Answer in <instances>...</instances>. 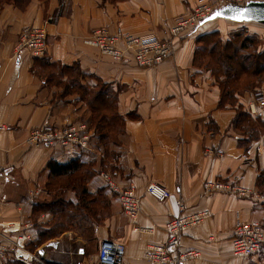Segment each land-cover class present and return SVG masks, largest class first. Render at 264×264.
<instances>
[{
    "label": "crops",
    "instance_id": "crops-1",
    "mask_svg": "<svg viewBox=\"0 0 264 264\" xmlns=\"http://www.w3.org/2000/svg\"><path fill=\"white\" fill-rule=\"evenodd\" d=\"M197 1L0 0V230L1 225L19 228L0 237L5 248L0 264H23L12 255L10 237L23 232L30 235L25 252L35 256L31 264H85L84 257L75 259L72 252L73 242L85 240L72 231L39 240V232L48 230L53 217L48 211H34L35 207L51 200L48 189H53L55 178H62L51 174L48 164L76 158L88 162L87 155L98 148L90 131V153L89 149L65 150L26 142L29 130L44 123L85 122L75 118L78 109L72 104L79 101L77 93L57 96L59 88L46 83L39 60L68 70L73 66L79 85L102 84L112 95L113 112L122 120L121 133L111 143H119L121 151L108 172L119 186L133 187L140 211L136 218H128L116 195L105 191L109 213L93 231L96 252L101 240H118L125 246L123 264H150L143 257L145 249L150 243L165 242V225L178 215L175 201L181 200L186 213H209L202 224L183 232L180 249L201 253L183 264H264V243L248 258L231 254L237 219L264 225V197L256 187L264 170V101L255 104L256 113L250 115L247 109L253 93L223 99L210 71L193 62L199 37L211 32L226 37L237 28L233 23L241 22L215 18L179 33L173 38L171 55L150 68L136 65L128 56L112 60L83 44L92 30L102 26L168 39L175 20L188 14ZM243 23L254 24L252 33L264 36L263 24ZM43 25L45 56H15L21 30ZM60 79L65 82L68 77L62 74ZM239 109L249 122L238 117ZM100 179L95 175L87 183L90 192L102 188ZM209 180L237 183L253 195L208 191L204 184ZM149 183L164 186L171 196L157 200L148 195L145 187ZM64 198L74 202V191H65ZM95 253L90 264H96Z\"/></svg>",
    "mask_w": 264,
    "mask_h": 264
},
{
    "label": "built area",
    "instance_id": "built-area-1",
    "mask_svg": "<svg viewBox=\"0 0 264 264\" xmlns=\"http://www.w3.org/2000/svg\"><path fill=\"white\" fill-rule=\"evenodd\" d=\"M248 0H198L190 12L175 20L170 29V38L161 39L155 35H133L122 30L119 26L97 27L83 39V44L95 49L100 55L112 60L121 61L127 56L138 66L150 68L161 64L172 53L173 38L181 32L197 28L217 8L228 4L242 5ZM47 51V31L45 26L26 27L21 30L19 40L14 47L17 57L28 55L32 58L45 56ZM263 93L256 90L253 93V102L248 105V113H256L255 104H262ZM254 103V104H253ZM91 136L85 122L64 120L61 125L44 123L29 130L26 142L31 146L56 147L59 149L88 150ZM100 178L105 187L116 195L122 213L130 219L137 217L140 211V202L132 186L121 187L114 180L110 172H101ZM205 189L213 192H223L237 197H249L253 191L237 183L221 180L207 181ZM145 192L157 200H165L171 192L164 186L149 183ZM35 191L33 195H37ZM178 215L172 217L165 225L167 237L163 243H150L144 252V259L150 264H183L197 259L201 253L195 249H180V240L183 232L197 227L208 217V211L185 212L181 200H176ZM3 226V227H2ZM0 237L5 233L17 232L15 224L1 225ZM137 231H147L134 227ZM13 240L12 255L15 260L23 264H31L35 256L25 252V243L29 240L28 233H18L10 236ZM264 243V225L258 222H243L237 219L234 234L231 238V254L234 258H248L259 250ZM5 248L0 244V257ZM125 246L118 240H101L96 252V264H123ZM40 262V261H39Z\"/></svg>",
    "mask_w": 264,
    "mask_h": 264
},
{
    "label": "trees",
    "instance_id": "trees-1",
    "mask_svg": "<svg viewBox=\"0 0 264 264\" xmlns=\"http://www.w3.org/2000/svg\"><path fill=\"white\" fill-rule=\"evenodd\" d=\"M246 40H243V43L237 47H231L227 42L223 43L220 40L218 32L203 35L197 40L193 62L195 66L210 71L219 86L223 99H230L234 94L250 91L253 87L251 79L264 73V51L250 54L251 56L240 54L238 58L233 53L227 54L229 48H232L234 53L247 49ZM38 63L40 64L39 70H43L47 66H54L43 60H39ZM209 63H213V67ZM66 83L63 88L64 92L68 86L72 87L69 82ZM77 88L84 92L81 95L77 94L79 101L83 102V98L86 96L84 94L89 92V87L78 85ZM239 91L242 93H238ZM89 94L91 97L86 102L89 119L86 124L98 147L102 148L105 147L106 141L108 145L111 144L112 134H115L116 139L118 133H121L122 120L113 112L112 95L104 86ZM238 117L242 121L249 122L248 115L241 109L238 111ZM92 165V163L82 162L78 158L63 164L52 162L48 164L47 167L51 174L62 178H55L53 189H48L52 193L51 200L37 204L35 207L34 211H48L53 217L48 230L39 232V240L52 238L70 230L73 218H76L79 213L83 215V218H86V221L95 223L105 216L104 212L109 210L110 206V201L104 193L106 190L98 188L95 192H90L86 186L95 176ZM256 187L264 194V170L257 177ZM68 189L75 193L74 202L64 198V193ZM68 210L75 213H69ZM8 264L19 263L10 262Z\"/></svg>",
    "mask_w": 264,
    "mask_h": 264
},
{
    "label": "rangeland",
    "instance_id": "rangeland-1",
    "mask_svg": "<svg viewBox=\"0 0 264 264\" xmlns=\"http://www.w3.org/2000/svg\"><path fill=\"white\" fill-rule=\"evenodd\" d=\"M233 24L237 25V28L227 33L226 37L224 36V34L223 35L219 34L220 40L223 43L227 42L228 44H230L231 47H237L239 46L240 43H243V40L245 41V39H247L245 45L248 46V48L237 53H234L232 51V48H229L227 50V54L233 53L236 56V58H238L240 54L250 55L264 51V36L260 37L259 35L252 33V27H255L254 24L251 25V23H242V22L233 23ZM209 64L211 67H213V63H209ZM62 74L67 75L68 77L67 81L65 82L61 81L60 77L62 76ZM41 75L49 86L56 85V87L59 88L56 91L57 96H62L67 93H77L79 95H81V93L82 94L84 93L83 90L79 91V89L77 88L79 85L78 82L79 76H78V71L75 68H71L68 70L59 65L47 66L46 68L41 70ZM251 80L253 81V87L251 88L250 91H248L249 93H254L256 90L264 91V73L260 74V76H256L255 78H252ZM66 82H69V84L72 85V87L68 86L66 92H64L63 88ZM85 87L88 88V86ZM101 87H103L102 84H94L93 88L89 87L88 88L89 92L84 94L86 96L83 98V102H79L75 100V102L72 104V107H77L78 109L75 118L82 119L85 122L88 121L89 111L86 106V102L91 97L89 93L95 92V90H98ZM238 93H242V91H239ZM113 141L114 143H116L115 134H112L110 138V143H112ZM105 144H106L105 147L102 148L94 147L95 150H93V152H91L93 148H90L88 152L91 153L87 155V160L91 159L88 162H90V164L91 163L93 164L92 165L93 171L95 175H98L99 179L101 172L110 171V168L113 166L112 164L114 163L115 158L118 156L119 152L121 151V146L119 145V143L117 146H114L112 144L108 145L106 141ZM102 188L108 191V189L105 187L103 183H102ZM261 191H259V193L261 196L264 197V194H262ZM68 212L75 213L70 210H68ZM107 213H109V210L104 212V214ZM72 222L73 223H71L70 231H72L73 234L78 235L85 240L83 243L73 242L72 244L73 256L75 257V259L76 257H80V258L84 257L85 258L84 260L85 261L88 260L90 264L91 260H93L94 253L96 252L94 250V246L92 242L93 233H94L93 231L96 228L97 223H100L101 220L96 223L92 221L88 222L86 221V218H83V215L79 213L76 218H73ZM80 249L83 250V253L79 252ZM85 261L84 263L87 264Z\"/></svg>",
    "mask_w": 264,
    "mask_h": 264
},
{
    "label": "water",
    "instance_id": "water-1",
    "mask_svg": "<svg viewBox=\"0 0 264 264\" xmlns=\"http://www.w3.org/2000/svg\"><path fill=\"white\" fill-rule=\"evenodd\" d=\"M234 9H239L244 13V19L233 20L232 16L237 15ZM219 12L220 15L217 16L216 13ZM215 18L228 19L235 22H256L264 25V0H248L242 5L239 4H228L220 8L215 9L205 20H213Z\"/></svg>",
    "mask_w": 264,
    "mask_h": 264
},
{
    "label": "snow or ice",
    "instance_id": "snow-or-ice-1",
    "mask_svg": "<svg viewBox=\"0 0 264 264\" xmlns=\"http://www.w3.org/2000/svg\"><path fill=\"white\" fill-rule=\"evenodd\" d=\"M234 11L237 12V15L232 16L231 19H233V20H242V19L245 18L244 17V13H242L239 9H234ZM216 15L219 16L220 13L217 12ZM81 253H83V250L82 249H81Z\"/></svg>",
    "mask_w": 264,
    "mask_h": 264
}]
</instances>
